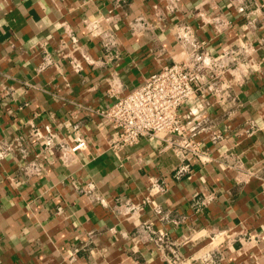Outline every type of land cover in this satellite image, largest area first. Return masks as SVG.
I'll return each mask as SVG.
<instances>
[{
  "label": "crops",
  "instance_id": "crops-1",
  "mask_svg": "<svg viewBox=\"0 0 264 264\" xmlns=\"http://www.w3.org/2000/svg\"><path fill=\"white\" fill-rule=\"evenodd\" d=\"M166 1L0 0V140L27 136L29 158L39 149L31 124L71 142L76 123L88 142L69 165L47 153L52 162L40 176L23 175L16 155L0 161V264H166L145 239L140 227L145 222L172 237L199 233L181 245L188 255L199 254L210 234L226 230L235 240L221 247L220 264H264L259 178L264 177V0H177L171 12ZM136 15L147 17L154 28L133 33L130 21ZM217 16L229 21L221 33L210 21ZM98 17H107L116 30L119 58L84 65L76 74L57 50L69 51V45H59L72 32L92 57L102 58L99 42L83 28L85 19ZM179 23L189 25L212 55L242 40L256 50L252 69L236 87L241 102L236 112L218 120L208 107L189 121L215 160H193L190 174L175 179V155L153 138L109 148L108 130L100 126L96 110L111 104L110 86L129 91L161 64L184 57L188 43L179 46L173 36ZM43 49L60 60L38 71ZM180 113L186 121L185 106ZM248 120L256 124L254 132L239 134ZM213 131L223 138L212 142ZM161 181L168 189L157 193L153 187ZM207 195L213 197L196 211V198ZM144 197L150 200L138 212L117 208ZM156 207L185 218L161 219Z\"/></svg>",
  "mask_w": 264,
  "mask_h": 264
},
{
  "label": "built area",
  "instance_id": "built-area-1",
  "mask_svg": "<svg viewBox=\"0 0 264 264\" xmlns=\"http://www.w3.org/2000/svg\"><path fill=\"white\" fill-rule=\"evenodd\" d=\"M166 2V11L171 12L177 8V0ZM158 18L161 20L162 14ZM210 21L216 33H221L229 25L228 20L218 16L212 17ZM108 22L107 17L83 21L85 32L99 42L102 58L92 57L72 32L68 33L67 40L61 41L59 48L69 45V51L64 55H60L59 50L57 53L66 59L72 72L77 74L84 65H103L119 58L117 32ZM151 28H154L152 21L144 15H136L130 21L133 33ZM174 28L175 43L179 46L188 43L184 57L161 64L159 69L147 75L139 86L129 91L110 86L108 92L113 96L111 104L106 108L97 109L96 112L101 118L100 126L108 130L109 148L117 150L135 144L141 137L153 138L163 149H169L175 155L173 178L180 179L190 174L193 160L201 163L215 160L207 150L202 149L200 139L193 132L195 126L188 125L191 116H198L208 107L216 110L218 120H226L236 112L241 105L236 87L242 85L252 69L251 55L256 47L251 42L242 40L215 56L207 49L205 41L194 37L189 25L179 23ZM59 60V57L43 49L41 62L36 69L42 71L48 66H56ZM4 93L11 92L4 89ZM182 106L187 108L186 121L181 117ZM77 126L76 123L71 125L74 134L72 141L68 142L58 139L55 132L49 129L41 132L31 124V135L38 143V151H34L28 158L27 136L16 134L0 140V161L9 154L18 156L23 162L19 166L20 172L27 177L46 173L47 162H52L47 159V153H56L62 164L69 165L77 152L88 147L86 137ZM255 128L254 121L248 120L239 134L250 135ZM222 138L223 135L217 131L210 135L212 142L220 141ZM259 178L261 191L264 192V177ZM161 182L154 184L153 188L157 193H164L168 189L167 183ZM212 197V195L197 197L195 210L204 207ZM149 200L148 197L137 202L126 200L117 208L124 213L138 212ZM154 210L161 215V219L174 223H179L185 218V215L162 213L159 207ZM140 227L145 228V239L152 243L166 264H220L221 247L232 246L235 240L232 233L226 230L218 231L210 234L207 245L200 248L199 254L188 255L180 251L181 245L198 238L199 233L177 238L170 236L165 230L155 231L146 222Z\"/></svg>",
  "mask_w": 264,
  "mask_h": 264
}]
</instances>
